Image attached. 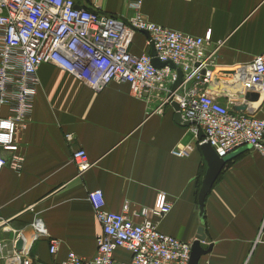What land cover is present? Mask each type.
<instances>
[{
  "label": "crops",
  "instance_id": "obj_1",
  "mask_svg": "<svg viewBox=\"0 0 264 264\" xmlns=\"http://www.w3.org/2000/svg\"><path fill=\"white\" fill-rule=\"evenodd\" d=\"M128 1L78 0L77 5L127 18L133 13ZM141 13L174 31L209 34L207 49L217 48L219 86L207 88L223 104L228 97L237 99L231 70L264 52V0H142ZM130 51L149 53L146 35L136 32ZM36 76L31 117L18 134L22 167L0 169V240L7 247L22 231L29 249L25 258L32 264H54L68 252L91 258L101 228L90 191L99 189L107 210L124 211L134 222L164 193L170 211L150 218L159 231L189 243L202 227L211 250L198 264H264V155L249 147L230 153L199 216L197 193L206 163L192 125L178 124L170 103L138 99L125 82L94 91L50 63L41 64ZM237 101L251 107L252 101ZM263 113L264 103L257 114ZM78 148L90 162L82 173L71 158ZM35 218L47 236L33 232ZM50 239L59 242L54 254ZM17 241L14 249L20 251L23 241L20 250ZM115 254L128 258L121 250Z\"/></svg>",
  "mask_w": 264,
  "mask_h": 264
},
{
  "label": "built area",
  "instance_id": "obj_2",
  "mask_svg": "<svg viewBox=\"0 0 264 264\" xmlns=\"http://www.w3.org/2000/svg\"><path fill=\"white\" fill-rule=\"evenodd\" d=\"M77 1L0 0V169L8 166L19 171L22 167L18 134L31 117L36 72L43 63L59 67L94 91L112 82H125L138 99L157 101L160 106L175 101L182 121L193 123L190 125L198 145L208 143L220 158L241 147L264 155V113L257 114L264 103V52L231 70L237 99L250 101L245 100L246 93L258 94L251 107L246 105L243 112H235L237 99L228 97V103L223 104L207 88L217 75V48L207 49L208 33L193 36L148 21L141 13L142 0L128 1L133 13L127 18L89 10L78 6ZM141 31L146 32L147 45L153 47L160 61L171 62L181 70L182 81L175 91L171 92L177 78L175 69L154 67L149 53H131L133 35ZM71 138L66 135L68 141ZM172 153L181 155L176 150ZM71 158L79 173L90 166L81 148L73 150ZM88 196L101 228L95 239V254L84 258L68 252L54 264L188 263L191 243L159 231L150 218H161L170 211L171 203L164 193H159L152 208L140 210L138 222L124 211L107 210L99 189ZM3 224L0 221V226ZM31 228L36 236H47L39 218ZM17 239L23 241L20 251L14 249ZM26 240L22 231L16 233L10 247L0 240L4 264H32L25 258L29 253ZM58 244L57 239L49 240L51 254L56 253ZM118 250L127 252L128 258H117Z\"/></svg>",
  "mask_w": 264,
  "mask_h": 264
},
{
  "label": "water",
  "instance_id": "obj_3",
  "mask_svg": "<svg viewBox=\"0 0 264 264\" xmlns=\"http://www.w3.org/2000/svg\"><path fill=\"white\" fill-rule=\"evenodd\" d=\"M143 34L146 35V32L141 31ZM150 56L152 57V65L156 68H161L163 66L168 65L170 68H173L176 70L177 78L174 81V83L171 86V92L175 91L182 81V72L180 69H178L173 63L171 62H162L160 61L156 55L153 47H150ZM210 89H216L219 84L216 80H212L209 83ZM245 100L255 101L258 99L257 93H246L244 96ZM170 105L173 107L175 111V121L178 124L182 125H190L193 123L190 122H184L181 119L180 113L178 112L179 107L178 104L175 101H171ZM246 108L245 104H241L240 106H234L233 110L235 112H243ZM200 136H202V133H200ZM199 148L202 152V155L204 157L205 163H206V169L201 181V184L198 189L197 193V207L199 210V216L203 215L204 211V203L205 199L210 192L214 182L217 180L218 176L220 175L222 169L225 166L226 158H220L215 153L214 149L208 144V143H202L199 145ZM22 246V240L19 239L16 243V249L20 250ZM211 250V245L205 243V234L202 227H199L196 232L195 240L191 243L190 248V257L187 264H198L199 259L201 256L205 255Z\"/></svg>",
  "mask_w": 264,
  "mask_h": 264
}]
</instances>
